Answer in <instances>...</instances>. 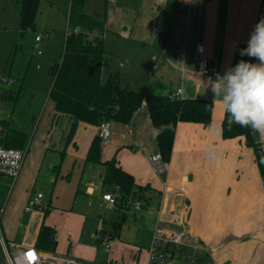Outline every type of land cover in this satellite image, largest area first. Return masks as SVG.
<instances>
[{"label": "crops", "instance_id": "obj_1", "mask_svg": "<svg viewBox=\"0 0 264 264\" xmlns=\"http://www.w3.org/2000/svg\"><path fill=\"white\" fill-rule=\"evenodd\" d=\"M128 1L123 3V8H117V26H110L111 19L107 18L101 35L97 31L89 35L90 38L99 35L104 40L102 83L109 74L117 73L123 88L168 95L181 87L184 99L212 101L211 91L193 69L196 46L201 45L210 62L225 72L233 64L236 46L247 44L254 25L264 16V0ZM106 7L105 4L103 9ZM98 14L96 11L88 15ZM106 27L114 29V38ZM29 32L34 36L39 30ZM7 74L14 75L10 71ZM46 98L47 104L27 143L19 175L10 182L12 188L2 212V228L0 225L5 242L23 245L35 242L36 237L32 244L16 241L14 221L23 211L29 212L25 205L34 195L31 190L43 165L47 173L56 168L55 177H50L54 187L57 177L60 183L73 178L77 191L82 188L89 197L101 198L103 193L110 192L102 185L105 172L102 163L91 165L85 161L90 143L98 134V126L79 122L70 138L71 119L55 113L48 93ZM223 115V107L217 102L212 106L207 127L178 122L163 175L155 174L148 162V156L158 151L145 107L136 110L129 123L111 121L109 140L101 143V162L115 158L136 184L146 188L145 201L122 203L120 200L115 206L102 198L101 201L108 209H129L138 203L134 206L136 210H148L153 203L155 220L159 206L168 205L179 212L177 221L208 248L219 264H264V186L255 153L242 138H222ZM253 138L264 155V136L253 132ZM61 167L65 168L64 173ZM163 179L174 192L170 199L161 200L159 191L163 188ZM55 202L54 213L59 227L55 223L47 224L55 231L54 252L75 258L86 256L88 249L78 244L80 213L73 210V205L62 206L58 197ZM48 209L46 206V212ZM95 243L98 242L95 240ZM0 254L3 260L1 249Z\"/></svg>", "mask_w": 264, "mask_h": 264}, {"label": "rangeland", "instance_id": "obj_2", "mask_svg": "<svg viewBox=\"0 0 264 264\" xmlns=\"http://www.w3.org/2000/svg\"><path fill=\"white\" fill-rule=\"evenodd\" d=\"M127 2L129 1L85 0L84 11L88 14H94L97 11L99 17L105 21L107 18L111 19L110 26H117V8H123V3ZM97 3L100 5L97 6ZM105 4L107 7L104 10ZM19 9V0H0V71H5L3 75L11 76L9 78L15 81L8 84L0 83V89L18 94L17 97L15 94L12 98H2L0 107L7 124L26 132L29 142L47 104L46 94L52 82L47 73V68L59 58L64 46L65 35L71 30L67 21L69 0H39L35 18L36 28L42 36L47 33V37L41 39L38 47H35V34L33 36L30 34L31 32L19 29ZM106 28L110 37L114 38L116 33L114 29ZM38 49L40 54L37 53ZM8 71L14 75L7 74ZM55 163H58V158H56ZM45 167L43 165L39 179L34 183L31 190L34 194L39 192L43 195L40 199V207L29 212L23 211L15 219L14 239L16 241L32 244L42 223L46 225L55 223L57 228L59 227L54 213L55 198L58 197L62 206L70 207L73 205V210L78 211L81 215L78 244L86 246L88 251L86 256L78 259L84 264H96L103 262V260L113 261L114 259L118 264H143L144 256H146L145 251L150 244L155 223V204L151 203L148 210H136L134 208L137 206L135 203L129 209L120 207L108 209L101 198L96 196H94L96 197L94 203L90 204L94 197L87 196L82 188L77 191L73 178L69 182L60 183V177H57V185L54 187V184L50 182V177H55L56 168L54 172L49 170L47 173ZM64 170L65 168L61 167L62 173ZM10 182L11 179L0 175L1 228L3 223L2 212L12 188ZM109 191L115 193L113 188H109ZM140 194L143 195V191L136 195L140 196ZM46 206L49 209L48 212L44 213ZM103 220L121 221L118 237L108 240L110 244L108 250L103 245L104 241L95 243L94 239V235L102 225ZM91 248L93 251L90 250ZM0 264H5L2 258Z\"/></svg>", "mask_w": 264, "mask_h": 264}, {"label": "trees", "instance_id": "obj_3", "mask_svg": "<svg viewBox=\"0 0 264 264\" xmlns=\"http://www.w3.org/2000/svg\"><path fill=\"white\" fill-rule=\"evenodd\" d=\"M84 4L85 0H69L67 21L71 30L65 35L59 58L47 68V73L52 78L51 86L47 90L48 99L53 102L55 113L67 115L71 119L69 131L71 138L79 122L97 126L107 120L129 123L134 112L144 106L153 130L163 126L164 130L159 135L154 134V141L157 151L168 161L177 123H199L207 127L211 121L213 104L210 100L184 98L171 100L168 95L145 94L123 88L119 85L117 73L109 74L106 82L102 83V62L106 53L104 40L99 35L92 38L89 35L95 31L103 32L105 20L98 15L86 14ZM19 5V29L35 30L39 0H19ZM245 47L247 44L236 46L232 66L241 59H252L240 55V50ZM15 94L17 93L2 90L1 99L12 98ZM3 125L4 146L27 151V134L11 128L6 120H3ZM221 136L223 139L242 138L246 146L253 148L264 186V155L259 143L253 138V131L235 124L229 127L224 112ZM100 150L101 140L97 134L90 143L85 161L91 165L102 163L105 169L103 188L109 190L117 187L122 203L129 200L145 201L144 195L136 194L144 192L146 188L136 184L132 175L118 166L115 158L101 162ZM120 229L121 221L103 220L96 232L110 240L118 237ZM33 245L41 250L54 251L56 246L54 229L42 223Z\"/></svg>", "mask_w": 264, "mask_h": 264}, {"label": "built area", "instance_id": "obj_4", "mask_svg": "<svg viewBox=\"0 0 264 264\" xmlns=\"http://www.w3.org/2000/svg\"><path fill=\"white\" fill-rule=\"evenodd\" d=\"M44 36L35 33V47ZM196 60L193 64L195 73L201 77L204 82L209 77L215 79V74L224 72L220 71L206 57L201 45L196 46ZM40 54V50H37ZM13 81L6 75L0 74V83H12ZM0 89V106H1ZM182 89L177 87L168 94L171 100L182 98ZM3 111L0 107V175H4L11 179L13 183L19 175L26 150H18L7 148L3 144L4 125ZM111 121H103L98 125V136L101 143L106 144L110 136ZM148 162L157 175L165 174L168 161L163 158L159 152H155L148 156ZM163 188L160 192L161 200L170 199L174 192L169 190L167 180L162 181ZM41 193L30 196L26 202L25 210L30 211L40 206ZM102 200L108 202L111 206H115L121 200L119 190L116 187L115 193L105 192L101 196ZM138 206V203H135ZM156 220L152 230L150 244L146 248L144 264H219L208 248L194 235L188 228L182 225L181 221H177L179 212L171 209L168 205L159 206L156 211ZM95 240L103 245L106 250L110 248L109 241L99 232L94 235ZM0 249L5 264H84L78 258L55 253L54 251H45L34 245H23L14 242H5L1 235L0 229ZM96 264H118L114 261L97 262Z\"/></svg>", "mask_w": 264, "mask_h": 264}, {"label": "clouds", "instance_id": "obj_5", "mask_svg": "<svg viewBox=\"0 0 264 264\" xmlns=\"http://www.w3.org/2000/svg\"><path fill=\"white\" fill-rule=\"evenodd\" d=\"M240 55L252 59L239 60L223 75L209 77L205 85L212 93L211 103L222 105L229 127L239 125L264 136V16L254 25ZM163 130L161 126L153 131L159 135Z\"/></svg>", "mask_w": 264, "mask_h": 264}]
</instances>
